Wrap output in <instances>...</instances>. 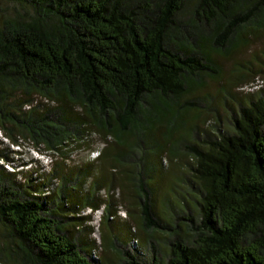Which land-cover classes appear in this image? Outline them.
I'll return each mask as SVG.
<instances>
[{
	"label": "trees",
	"instance_id": "16d2710c",
	"mask_svg": "<svg viewBox=\"0 0 264 264\" xmlns=\"http://www.w3.org/2000/svg\"><path fill=\"white\" fill-rule=\"evenodd\" d=\"M258 39L264 0H0V131L66 159L104 141L94 159L47 168L18 166L0 140V264H264V90L232 132L202 139L203 111L177 104L206 78L231 92L264 72V55L240 56L245 70L222 82ZM184 162L195 200L175 201L173 224L154 175ZM121 191L142 205L136 220ZM88 208L103 209L100 229ZM143 230L173 237L169 253Z\"/></svg>",
	"mask_w": 264,
	"mask_h": 264
},
{
	"label": "rangeland",
	"instance_id": "374dc122",
	"mask_svg": "<svg viewBox=\"0 0 264 264\" xmlns=\"http://www.w3.org/2000/svg\"><path fill=\"white\" fill-rule=\"evenodd\" d=\"M263 51L264 39H258L253 41L243 53L236 55L230 61L227 60V62L223 65L228 73L222 82L227 83L230 72H232L235 68H241L237 64V61L240 60V56H243L242 58H256V55H264ZM259 60L256 58L254 61L255 68H264V64ZM241 69L245 70L243 68ZM255 76V79L247 81L242 85L233 86L231 88V92L227 90H225V92L221 91L220 84L217 85V82L214 79L206 78L205 87L202 89H196L197 91L191 92L188 96L178 100L177 104L180 106H189L190 104H186V102H193L204 113L205 120H201L199 131L195 132L196 138H198L197 136H200L199 138L201 139L204 138L205 131L207 130H211L216 133H218L219 128L223 129L225 132L233 131L234 125L232 115L235 112H239L240 102L247 101L249 98L248 96H260L261 90H264V72L258 73ZM44 102L46 103L47 101L44 100ZM193 137V135L189 136L188 139L190 142H193ZM0 140H5L4 142L13 150L15 159H17V162L15 163L18 166L21 162L29 161V163H31L32 161H35L41 166H45L47 168L54 167L56 162H65L67 164L75 165L83 163L88 159H94L99 153L91 155V148L101 149L104 143L100 137L96 136L91 145L84 144L81 146L77 145L76 147H71L70 150H72V152L70 158L66 159L65 157H62L61 154L57 155L53 151L46 149L44 145L38 146L40 147V151L36 147L37 145L28 140L22 142V145L20 146L10 144L9 139L5 137L2 131H0ZM190 142L184 140V146H190ZM182 149L186 150V148ZM164 156H166V154H164ZM62 158L66 160L62 161ZM148 158L153 159V155H150ZM3 162L4 161L0 160L1 164H4ZM5 165L7 168L12 169L13 165H8L7 163H5ZM190 176L191 170L188 165L185 166V162L184 164L179 163V165H174V167L170 168L165 175H154L157 182V187H155L156 195H154L155 197L157 196V200L155 202L157 206L156 210L160 215L164 214V219L169 220L173 224L176 222V215L173 213L176 207L175 201L183 200V196L188 198L190 202H192L193 199L195 200L192 196L194 191L189 183ZM110 186L111 183L108 181L105 188H110ZM120 193V196H122L121 198L123 199V196H125L126 199V202H123L120 206L122 215L124 217H130L133 220L134 218L135 220L137 217L139 218L142 214V205H137L133 200L134 196L130 195L128 191H126V193L121 191ZM162 198L163 200L165 199L164 202ZM195 207L197 208V206ZM89 212H92L91 209H86L85 213ZM104 215L103 209L92 212V218H94L92 223L99 227V229L104 222ZM142 232L144 233V242L150 243L152 240L157 243L158 253L163 256H166L169 253L170 241L173 237L168 239L159 233L150 235L144 230ZM96 235L98 238H101L100 235Z\"/></svg>",
	"mask_w": 264,
	"mask_h": 264
}]
</instances>
